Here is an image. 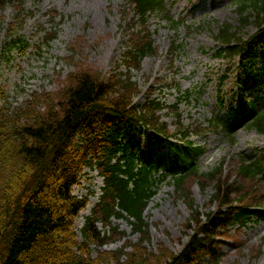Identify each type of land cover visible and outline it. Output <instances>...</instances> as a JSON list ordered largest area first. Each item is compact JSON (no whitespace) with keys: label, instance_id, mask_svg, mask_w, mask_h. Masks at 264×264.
<instances>
[{"label":"trees","instance_id":"16d2710c","mask_svg":"<svg viewBox=\"0 0 264 264\" xmlns=\"http://www.w3.org/2000/svg\"><path fill=\"white\" fill-rule=\"evenodd\" d=\"M128 1L132 26L121 60L111 74L80 70L56 96L52 95L56 101L48 99L51 96L47 92H35L20 107L0 109V264H100L91 253V245L103 246L115 236L121 239L127 235L113 226L114 217L127 218L133 232L139 233L137 243L126 240L113 255L118 264H202L209 257L217 263L224 256L216 239L223 230L244 226L253 216L264 218V152L240 153L234 178L225 173L223 163L203 172L198 158L205 149L189 137L200 135L206 127L183 124L180 98L167 105L151 97L154 86H150L145 101H135L142 88L132 70L142 69L144 58L156 52L149 20L154 12L165 9V0ZM25 3L0 0V23L9 5L18 9V19H25ZM236 3L242 25L253 23L257 31L244 41L225 23L216 35L223 44L218 54H239L243 63L251 65L257 57L249 47L252 40L257 39L264 49V0ZM169 17L177 29L180 21ZM52 26L44 36L48 43L58 34L56 25ZM183 46L174 38L170 50L173 54ZM259 55L264 71V51ZM245 79L255 85L262 79L260 69L250 70ZM191 93L187 90L184 96ZM42 97L52 101L43 111L36 102ZM165 108L176 115L173 131L162 120ZM209 123L228 136L239 127L264 133V98L251 101V110H243L236 121L217 115ZM136 128L167 141L173 150L171 182L191 209L186 224L189 239L179 252L162 251L157 256L144 245L150 239L144 212L167 172H160V163L152 153L146 160L138 154L140 142L132 132ZM86 168L97 169L104 186L91 214L85 216L80 241L76 221L89 198L76 195L74 186L81 182ZM190 179L202 187L213 186L207 210L192 202L187 185ZM99 223L105 228L99 229ZM127 246L134 247V252L124 251ZM122 257L126 259L122 261Z\"/></svg>","mask_w":264,"mask_h":264},{"label":"rangeland","instance_id":"374dc122","mask_svg":"<svg viewBox=\"0 0 264 264\" xmlns=\"http://www.w3.org/2000/svg\"><path fill=\"white\" fill-rule=\"evenodd\" d=\"M236 1L166 0L170 15L180 19L177 39L184 42L185 48L172 54L170 46L176 31L170 27L165 11L154 13L149 29L156 52L144 58L142 69L132 70L134 80L142 88L135 101H145L148 88L154 86L151 97H158L167 105L181 98L179 112L183 124L196 126L207 124L215 113L227 114L231 106L240 114L242 107L250 109V100L264 96V78L257 87H251L250 83L243 89L246 68L240 58L216 54L219 46L216 34L225 23L245 40L257 31L253 23L242 25ZM25 8L27 16L18 19V9L9 5L0 23V109L20 107L35 92H47L51 96L48 99L56 101L52 95L56 96L80 70L103 75L115 70L125 50L128 28L132 26L133 12L128 0H26ZM54 24L58 34L48 43L44 36ZM257 66L261 67L259 62ZM187 89L193 93L183 97ZM200 89L202 92L196 94L195 90ZM43 97L36 101L41 111L52 103ZM219 98L223 100L222 105ZM161 113L162 120L168 122L173 131L177 120L174 111L166 108ZM132 132L141 143L143 157L146 159L151 151L156 160H162L163 170L171 171L173 155L166 142L157 141L139 129ZM236 134L233 139L220 130H208L191 137L196 144L205 147L199 158L201 170L209 171L223 163L225 173L234 178L238 154L264 147V134L255 129H239ZM169 178L170 175L145 211L150 239L144 245L157 256H161L162 251H181L189 239L186 224L191 209L188 200L175 192ZM103 184L97 169L86 168L81 182L74 187L76 195H87L90 200L76 221L80 241L85 216L98 202ZM187 185L192 202L201 210H207L213 186L204 184L202 187L194 179ZM112 222L127 235L121 239L115 236L103 246L91 245V253L100 264H118L113 255H117L116 251L125 241H139V233L133 232L127 219L115 218ZM98 228L105 227L99 223ZM109 230L107 225V234ZM216 239L224 256L217 263L210 257L205 258L202 264H264V219L254 217L245 227H228ZM124 251L134 252V247L127 246Z\"/></svg>","mask_w":264,"mask_h":264}]
</instances>
